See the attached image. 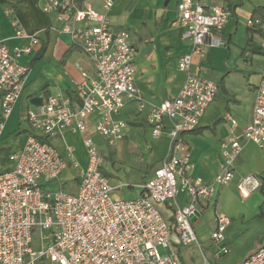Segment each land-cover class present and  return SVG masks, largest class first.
<instances>
[{
  "label": "built area",
  "instance_id": "2783aa9c",
  "mask_svg": "<svg viewBox=\"0 0 264 264\" xmlns=\"http://www.w3.org/2000/svg\"><path fill=\"white\" fill-rule=\"evenodd\" d=\"M114 1L105 0L101 12L88 5L77 7L73 0L50 1L60 18L69 14L76 26L82 24L71 34L92 62L94 75L85 79L83 74L84 80L75 83L77 104L55 95L26 112L29 132L24 146L8 156L10 167L0 172V264H181L170 247L171 234L180 245L195 243L191 219L199 206L205 207L212 199L215 187L228 185L236 177L234 164L243 150L241 141L264 147L262 64L249 123L238 130L237 121L227 117L229 138L220 145L222 161L213 183L205 184L190 175V149L183 135L199 127L218 92L215 82L192 73L191 66L195 59L205 58L206 49L225 45L221 34L230 12L204 0H179L175 24L181 38L190 43V51L177 61V70L185 74V79L174 98L150 106L146 120L154 139L161 135L163 119L170 122L168 152L137 198L113 199V189L101 172L104 158L88 132V119L98 114L93 132L113 147L123 138L126 127L114 115L130 101L139 111L148 104L135 85L136 50L128 33L114 32L109 26L108 12ZM246 26L259 27L261 21L248 19ZM14 35L17 39L31 38L24 28L15 29ZM30 52V47L11 51L0 40V133L21 96L28 72L27 66L16 60ZM65 131L81 135L86 166L80 169L75 193L62 189L49 193L44 191V183L55 181L69 167L80 168L72 155L63 159L49 143ZM260 187L258 176L237 178L236 190L241 198ZM180 193L190 199L175 207L173 222L168 223L157 205L172 203ZM229 223L226 215L218 214L211 239L219 241ZM37 229L44 248L35 252L30 245ZM159 247L164 254L158 252ZM224 253L226 249L222 248L216 256ZM239 264H264V245Z\"/></svg>",
  "mask_w": 264,
  "mask_h": 264
},
{
  "label": "crops",
  "instance_id": "0c3cea01",
  "mask_svg": "<svg viewBox=\"0 0 264 264\" xmlns=\"http://www.w3.org/2000/svg\"><path fill=\"white\" fill-rule=\"evenodd\" d=\"M50 1L0 0V40L11 51L31 48L29 54H21L16 60L26 65L28 72L21 96L3 122L0 172L10 167L8 156L24 146L29 132L26 112L55 95L65 96L72 105L77 104L75 83L84 80L83 74L85 79L94 75L92 62L71 34L82 24L76 26L69 14L60 18ZM104 1L73 0V3L101 12ZM178 1L115 0L108 12L110 29L127 32L136 50L135 85L148 103L139 111L135 102H127L114 115L113 118L124 122L126 127L123 138L113 147L107 146L93 132L98 114L88 119V132L104 158L101 172L107 177L115 200L137 198L142 185L168 152L170 122L163 119L161 135L154 139L146 120L150 106L174 98L185 79V74L177 70V61L190 51V43L181 38L175 24ZM204 1L228 9L230 16L221 34L225 45L206 49L205 58L195 59L191 66L192 73L215 82L218 92L206 108L199 127L184 134L183 140L190 149V175L212 184L222 161L220 145L229 138L227 117L237 121L238 130L251 118L255 88L260 83V69L264 64V0ZM252 18L260 19L261 26L245 27V21ZM17 28H24L31 38L17 39L14 35ZM241 142L243 150L234 164L236 177L228 185L215 187L212 199L205 207H198V216L191 222L196 242L183 246L174 233L170 236V247L181 264H239L264 245V147ZM49 143L63 159L68 160L72 155L80 168L65 169L58 179L43 184L44 191L51 193L66 184L69 193H75L80 169L86 166L81 135L65 131L51 138ZM78 146L83 152L77 150ZM245 175L258 176L261 187L247 198H241L236 182ZM189 199L180 193L172 203L157 205V208L163 218L172 223L175 207ZM218 214L226 215L230 223L222 238L214 241L211 234ZM222 248L226 253L217 257L216 253Z\"/></svg>",
  "mask_w": 264,
  "mask_h": 264
},
{
  "label": "rangeland",
  "instance_id": "374dc122",
  "mask_svg": "<svg viewBox=\"0 0 264 264\" xmlns=\"http://www.w3.org/2000/svg\"><path fill=\"white\" fill-rule=\"evenodd\" d=\"M247 20L245 21V27H247L246 26ZM26 125L28 126V130H29V125L28 124H26ZM36 135L39 137L40 133H36ZM79 148H80V146H78L77 150H79L80 152H83V149L81 150ZM60 187H61V189L64 192H68L69 193L68 185H66V184L65 185H61ZM41 236H42V234L40 233V231L38 229L33 232L32 242H31L30 246H31V249L33 251H35V252L41 250L42 248H44V243L41 241ZM158 252L160 254H164V250L162 248H160V247L158 248Z\"/></svg>",
  "mask_w": 264,
  "mask_h": 264
},
{
  "label": "water",
  "instance_id": "95a60500",
  "mask_svg": "<svg viewBox=\"0 0 264 264\" xmlns=\"http://www.w3.org/2000/svg\"><path fill=\"white\" fill-rule=\"evenodd\" d=\"M198 216V213L195 214V216L191 219V222L195 219V217Z\"/></svg>",
  "mask_w": 264,
  "mask_h": 264
},
{
  "label": "trees",
  "instance_id": "16d2710c",
  "mask_svg": "<svg viewBox=\"0 0 264 264\" xmlns=\"http://www.w3.org/2000/svg\"><path fill=\"white\" fill-rule=\"evenodd\" d=\"M248 29H250V28H248ZM247 31H249V30H247ZM248 45H249V46L251 45V41H250V40L248 41Z\"/></svg>",
  "mask_w": 264,
  "mask_h": 264
}]
</instances>
